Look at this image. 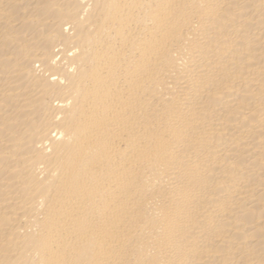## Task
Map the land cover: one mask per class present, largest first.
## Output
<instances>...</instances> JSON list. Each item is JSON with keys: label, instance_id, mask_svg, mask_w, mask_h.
<instances>
[{"label": "bare ground", "instance_id": "6f19581e", "mask_svg": "<svg viewBox=\"0 0 264 264\" xmlns=\"http://www.w3.org/2000/svg\"><path fill=\"white\" fill-rule=\"evenodd\" d=\"M0 264H264V0H0Z\"/></svg>", "mask_w": 264, "mask_h": 264}]
</instances>
